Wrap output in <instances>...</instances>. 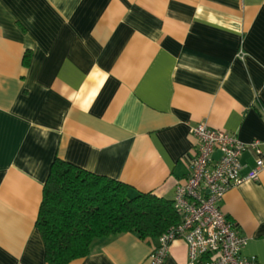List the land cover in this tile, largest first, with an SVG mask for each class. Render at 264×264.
<instances>
[{
  "label": "crops",
  "instance_id": "crops-1",
  "mask_svg": "<svg viewBox=\"0 0 264 264\" xmlns=\"http://www.w3.org/2000/svg\"><path fill=\"white\" fill-rule=\"evenodd\" d=\"M198 123L264 159V0H0V264H47L36 227L57 158L172 201ZM241 156V175L256 166ZM222 213L264 264V168ZM125 233L68 264H149ZM175 240L163 264H186Z\"/></svg>",
  "mask_w": 264,
  "mask_h": 264
},
{
  "label": "trees",
  "instance_id": "trees-1",
  "mask_svg": "<svg viewBox=\"0 0 264 264\" xmlns=\"http://www.w3.org/2000/svg\"><path fill=\"white\" fill-rule=\"evenodd\" d=\"M179 222L172 201L133 193L113 179L55 159L43 186L36 227L47 264L86 257L97 240L131 233L154 242Z\"/></svg>",
  "mask_w": 264,
  "mask_h": 264
},
{
  "label": "built area",
  "instance_id": "built-area-1",
  "mask_svg": "<svg viewBox=\"0 0 264 264\" xmlns=\"http://www.w3.org/2000/svg\"><path fill=\"white\" fill-rule=\"evenodd\" d=\"M195 145L189 173L175 187L172 206L179 222L156 241L149 264H163L175 240L187 248L186 264H259L241 255L246 239L220 209L225 193L245 182L256 181L264 168L258 141L244 144L236 136L198 123L191 130ZM250 150L256 166L242 176L241 156Z\"/></svg>",
  "mask_w": 264,
  "mask_h": 264
}]
</instances>
